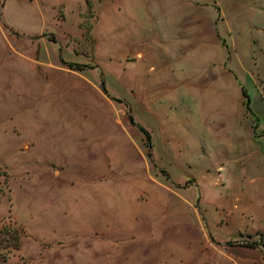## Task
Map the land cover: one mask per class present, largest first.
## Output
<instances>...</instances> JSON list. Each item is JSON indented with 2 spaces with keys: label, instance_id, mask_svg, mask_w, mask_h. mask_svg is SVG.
Masks as SVG:
<instances>
[{
  "label": "rangeland",
  "instance_id": "1",
  "mask_svg": "<svg viewBox=\"0 0 264 264\" xmlns=\"http://www.w3.org/2000/svg\"><path fill=\"white\" fill-rule=\"evenodd\" d=\"M148 1L150 23L167 20L154 9L159 0ZM83 2L0 0V264H100L102 246H128L111 233L129 226H146L160 264H178L181 251L204 246L181 218L195 208L207 218L230 209L240 217L253 205L247 185L264 184V173L246 164L233 173L254 150L250 121L264 130V113L252 119L244 111L238 125L235 105L229 115L216 108L219 88L239 97L242 86L253 106L256 86L264 88V47L255 48L264 45V0L182 1L216 24L222 55L205 70L199 61L198 71L185 56L167 60L182 72L176 78L165 75L158 47L149 56L142 37L134 41L138 13L117 9V0L96 3L94 39L87 17L80 34L60 44L54 35ZM189 39L185 28L173 37L182 49ZM46 54L55 67L35 60ZM199 79L200 88L188 87ZM193 196L177 209V198Z\"/></svg>",
  "mask_w": 264,
  "mask_h": 264
},
{
  "label": "crops",
  "instance_id": "2",
  "mask_svg": "<svg viewBox=\"0 0 264 264\" xmlns=\"http://www.w3.org/2000/svg\"><path fill=\"white\" fill-rule=\"evenodd\" d=\"M86 1H89L90 7H88ZM99 1L100 0H84L83 5L79 6L77 10L76 18L73 20V23L71 22L70 24L63 25L62 21V25L59 26V31L56 36L52 33L51 35H54V38L56 37L58 42L60 41V44L68 43L75 39L78 33L80 34L84 20L88 17L91 21L90 30L88 32H90V35L94 39V30L97 23L94 8L96 3H100ZM182 1L184 0H159V4L156 6L157 8L154 7V9H157L156 12L159 14H165L167 20L151 24L149 21V12H151L152 9L149 6L148 0H117V9L121 8L129 14L138 13L136 15L135 25L137 26L138 34L135 35L134 41H139L141 40L140 37H142L144 44L143 52L149 56H152L155 47H158L166 68L167 73H165V75L169 72V75L173 78L179 77V75L181 76L182 72L177 69L176 64L168 65L167 60L173 62L185 56L190 62L195 61V71H198L200 68L199 61H204L202 70H205L212 65L211 61L215 58V54H217L218 60L219 56L222 55L220 49H214L216 39L220 42L216 24L210 21L208 17H204V11L201 12L200 17L199 8L196 5L190 4L185 7L181 6L180 3ZM132 4H134L133 7ZM88 10L92 12L91 17L84 14L85 11ZM151 25H153V31L151 30ZM182 28L188 30L190 37L184 49L173 40L174 35H177L178 30ZM259 29L264 34V24L263 27ZM42 39L43 41L49 40L46 35H43ZM222 46L227 49L224 40H222ZM263 47L264 45L260 43L255 45V48L258 50L263 49ZM255 51L249 53L250 60L256 59L257 54ZM136 54L138 55L139 52ZM261 54H263V51H261ZM35 60L55 67L52 54H46L45 59L36 57ZM168 66L171 68L170 71ZM226 69L223 67L224 71L229 72L230 69ZM201 80L202 79H199L195 83L187 81L189 84L188 87L200 88L198 81L201 82ZM241 87V95L239 97L235 95V91L232 96L230 88H219V100L216 106V108L221 109V112L226 115L225 113H229V109L232 108V105H235L234 112L230 114L234 123L238 125L241 121L240 116L244 114V111L245 113H250L252 119L255 117L256 113H264V88L256 86L255 106L252 105L251 100L249 103L248 97V105L250 104L248 112L243 104L244 97ZM244 89L245 88H243V90ZM258 100L260 104H258ZM237 102H240V109L236 105ZM256 120L257 118L255 117V120L250 121V128L253 129L250 141L254 146V150L249 156H245L244 164L239 163L241 167L234 164L233 173L243 169L245 164L247 165L245 167L246 170L254 167L258 172L264 173V130H260L259 132L255 131L257 128V124L255 123ZM235 137H237V134ZM237 140L240 141L238 138L234 139L235 142H237ZM242 141H244V138ZM235 159L236 158L233 157V160ZM249 164L251 165L248 166ZM235 178V175H233L230 182ZM247 186L251 188V191L246 194L243 193V195L247 197L248 200H251L250 203L252 202L253 205H245L243 211L239 214L240 217H236L232 212L233 209H230V211H224V217L208 216L207 218L204 213H200V211L195 208V212L192 213L190 219L181 218L185 222L191 224V229H195L191 236H196L204 246L202 248L197 247L196 249H191L188 252L181 251L177 261L178 264H264V207L257 206L259 200L264 199V184ZM244 190H246V188H244ZM176 200L178 201L177 205L180 206V209H177L181 210V205L183 204L193 205L195 196L191 197V199L177 198ZM230 208H232V206H230ZM125 229L126 230L117 228L114 233H111V236L126 238L128 246H126V248H124V246H116L111 247V249L102 246L99 249L100 258L97 257L96 260L98 263L151 264L150 261L156 256H158V264L164 261L161 250L157 251V249H153L151 245H149L148 237L150 234L146 226H129ZM135 238H139L141 241L140 244L136 245L137 242L134 241Z\"/></svg>",
  "mask_w": 264,
  "mask_h": 264
},
{
  "label": "trees",
  "instance_id": "3",
  "mask_svg": "<svg viewBox=\"0 0 264 264\" xmlns=\"http://www.w3.org/2000/svg\"><path fill=\"white\" fill-rule=\"evenodd\" d=\"M86 4L89 7V1H86ZM87 30L89 31L90 28H88ZM63 63H65V62H63ZM66 65L68 66V68L74 69V70H81L84 67V65H81V64H78V63H66ZM101 88L104 89V86H103V83L102 82H101ZM241 88H242V95L244 97V103L243 104L245 106L246 111L249 112L248 96L246 95L245 91L243 90V87H241ZM130 121L133 122V118L132 117H130ZM139 129L143 133V135L145 137V141L147 142V145L151 147L149 133L144 128H142V127H139Z\"/></svg>",
  "mask_w": 264,
  "mask_h": 264
}]
</instances>
